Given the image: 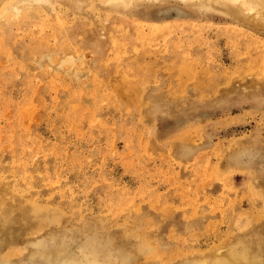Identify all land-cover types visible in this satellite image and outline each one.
Returning <instances> with one entry per match:
<instances>
[{
    "label": "rangeland",
    "instance_id": "obj_1",
    "mask_svg": "<svg viewBox=\"0 0 264 264\" xmlns=\"http://www.w3.org/2000/svg\"><path fill=\"white\" fill-rule=\"evenodd\" d=\"M104 3L0 31V264H264V25Z\"/></svg>",
    "mask_w": 264,
    "mask_h": 264
},
{
    "label": "bare ground",
    "instance_id": "obj_2",
    "mask_svg": "<svg viewBox=\"0 0 264 264\" xmlns=\"http://www.w3.org/2000/svg\"><path fill=\"white\" fill-rule=\"evenodd\" d=\"M102 1H104L107 4L118 5L120 3H125V4L131 3L132 4L134 1L140 2V1H144V0H102ZM184 1L192 3L195 1H202V0H184ZM220 1H222V3L228 5L233 10H238V11L243 12V13L248 12V14L251 13L252 15L250 18L255 19L259 24L264 25V0H220ZM59 2L61 4H63V2L66 3L68 6L75 8V10H77L78 12L80 10H82V9H79L82 7V5H84V7H85V4L86 5L90 4V0H0V31L3 28V25L8 24L11 21L10 20L11 18L15 17V18H18V21H20L25 17L26 18H32L33 17L35 20H37V16H39V11H40L41 7L44 8L45 4L55 5L56 3H59ZM105 3H104V5H105ZM175 9L171 8V7H169V8L165 7L162 10V12L166 13L165 15H177L178 12H176ZM155 13H157V12H155ZM181 15H183V14H181ZM236 78H237V76H236ZM251 185H252V182H251ZM251 187L253 188V186H251ZM256 187H258V186H256ZM2 199H4V198H2ZM251 223H252V221H251ZM242 225L244 226L243 228H245L246 224L245 225L242 224ZM243 228H241L240 231ZM231 240H233V239L232 238L229 239V241H231ZM229 241L226 243V245H223V247L221 249L220 248L217 249V247H216V250H215L214 246H216V245L210 246V247L214 248L213 249L214 251L211 250L212 252L210 253V256L207 257V255H206L204 257H200L193 264H260V259H259L258 253L255 252V251H257V249L254 250L252 248V246L250 245L251 242H249L247 240L248 243L245 244L246 241H244V243L242 244L243 246L241 247L240 246L241 244L238 245V241L234 240L230 243H229ZM241 242H243V240ZM219 245H222V244H219ZM217 246H218V244H217ZM208 250H206V251H208ZM98 264H110V263L106 261V262H101V263L98 262Z\"/></svg>",
    "mask_w": 264,
    "mask_h": 264
}]
</instances>
